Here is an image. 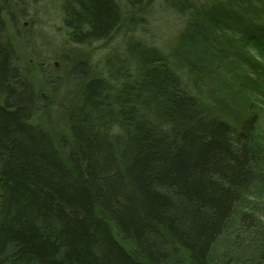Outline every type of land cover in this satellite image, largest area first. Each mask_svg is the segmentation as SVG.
Segmentation results:
<instances>
[{
	"label": "trees",
	"instance_id": "obj_1",
	"mask_svg": "<svg viewBox=\"0 0 264 264\" xmlns=\"http://www.w3.org/2000/svg\"><path fill=\"white\" fill-rule=\"evenodd\" d=\"M164 1L186 16L167 50L63 55L60 134L0 4V264H264V0ZM65 7L79 44L122 22L116 0Z\"/></svg>",
	"mask_w": 264,
	"mask_h": 264
},
{
	"label": "rangeland",
	"instance_id": "obj_2",
	"mask_svg": "<svg viewBox=\"0 0 264 264\" xmlns=\"http://www.w3.org/2000/svg\"><path fill=\"white\" fill-rule=\"evenodd\" d=\"M116 1L123 14L116 31L108 38L79 44L72 40L65 24L67 0H0L5 36L13 41L20 64L30 70L39 92L49 98L47 107L37 113L36 120L52 133L64 131L58 104L74 86L63 55L72 59L86 57L100 69L111 58L125 56L129 40L167 50L186 21L185 15L164 0ZM251 52L257 55L254 49ZM42 70L61 78V82L50 86L43 81Z\"/></svg>",
	"mask_w": 264,
	"mask_h": 264
}]
</instances>
